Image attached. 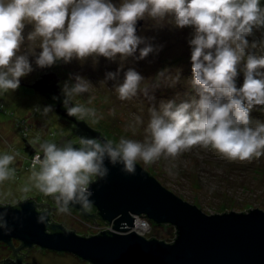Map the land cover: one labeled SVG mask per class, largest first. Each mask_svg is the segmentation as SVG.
<instances>
[{
	"label": "clouds",
	"instance_id": "9594fccd",
	"mask_svg": "<svg viewBox=\"0 0 264 264\" xmlns=\"http://www.w3.org/2000/svg\"><path fill=\"white\" fill-rule=\"evenodd\" d=\"M145 13L153 19L171 16L175 27L194 29L189 40L190 81L196 96L180 103L161 101L159 109L153 105L143 142L121 137L116 143L82 136L79 147L71 141L59 146L47 140L39 143L32 158L31 187H23V192L35 188L53 197L60 212L68 213L70 204L90 207L93 177L106 179L109 174L105 161L134 174L138 160L152 164L162 155L175 158L194 146H211L229 160L264 156V123L256 121L253 127L250 118L255 106L264 105V55L246 53L258 47L257 41L250 43L247 37L254 29L264 28L260 0H122L119 7L112 0H0V91L20 87L21 78L34 70L32 55L41 69L89 57L114 61L119 56L123 61L135 56L138 49L136 59L143 60L156 51L137 35V21ZM26 23L34 26L27 40H41L39 54L31 47L21 54ZM141 44L145 46L140 48ZM238 69L244 73L241 87L236 83ZM118 76L119 70L106 74V80L117 81L113 87L119 99L136 96L144 77L133 68L124 73L122 82ZM74 81L62 86L67 115L95 118L93 108L73 99L87 93L91 82L80 75ZM50 111L47 106L42 114L47 116ZM136 121L140 123V117ZM14 159L11 154L0 155V182L14 176L15 169L9 167ZM7 215L0 211V230L8 228ZM44 220L43 215L38 217V222Z\"/></svg>",
	"mask_w": 264,
	"mask_h": 264
},
{
	"label": "rangeland",
	"instance_id": "374dc122",
	"mask_svg": "<svg viewBox=\"0 0 264 264\" xmlns=\"http://www.w3.org/2000/svg\"><path fill=\"white\" fill-rule=\"evenodd\" d=\"M112 3L119 7L122 0H112ZM260 3L264 7V0H260ZM142 20L144 23L139 28L137 35L156 49L143 60L136 59L139 56L138 49L135 56L125 58L123 61L119 56L114 61L100 56L89 57L84 61L73 59L67 64L59 61L52 66L59 75L61 91L65 82H75L76 75L91 82L89 91L74 97V103L93 108L96 117H84L87 125L100 130L107 139L116 143L121 137L144 141L145 129L150 120V109L153 105L159 109L161 101L175 100L176 103H180L184 101L183 98L190 101L196 96L190 81L192 64L189 40L192 38L194 29L192 27L183 29L175 27L174 19L171 16L153 19L145 13ZM33 29V24H25L23 30L25 41L21 46V54H24L29 47L36 54L42 51L39 48L40 38L35 41L27 40L28 34ZM247 39L250 43L257 41L258 47L256 49L249 48L246 53L251 51L257 56L264 55V45L259 44L260 40L264 41V28L254 29L253 35ZM144 46L141 44L139 47ZM29 59L33 69L37 68L35 56H29ZM242 66L243 61L240 67L242 68ZM129 68L139 72L144 80L141 82L136 96L128 100H120L113 87L117 81L106 80V74L119 70L117 79L122 82L124 73ZM162 71H165L164 74L158 75ZM238 72L241 79H236V83L237 87H241L244 73L239 69ZM31 78L33 77L31 76ZM102 81L105 82L101 83ZM145 90H147V95H145ZM93 97L92 103L89 104L88 100ZM0 102L5 103L6 107L13 111L12 114H9L10 112L5 113L0 110V154L7 153L25 160L26 142H29L32 148H38L39 143L45 140L58 144L59 139L62 138L61 135L67 134V127L56 121L53 111H50L47 116L42 114L43 109L47 106L40 96L33 94L25 87L20 86L17 90L8 93L0 91ZM37 108L40 110L37 111ZM136 117H140V123H137ZM250 118L253 127H255L256 121L264 123V105L255 106L250 112ZM51 130L56 131L57 134L51 135ZM137 162L165 188L183 200L195 204L206 214L222 213L226 209L239 212L250 207H258L264 211V156L259 159L253 157L251 160L245 161L229 160L212 149L211 146L207 149L194 146L190 150L181 152L175 158L168 157L166 159L162 155L152 164H145L142 160ZM9 167L11 168L10 165ZM13 168L15 169L14 176L0 182L1 203H15L30 197L37 203H48L49 206L55 207L53 218L79 235L90 236L111 229L107 222L86 218L80 213V210L68 213L60 212L51 196H45L35 188H31L27 193L23 192V187H31L32 169L26 168V164L21 168L17 166H13ZM93 179L95 180V177ZM86 211L93 213L95 209L90 208ZM139 218L145 228L137 231L133 227L131 230L137 231L146 238L155 236V238L161 239L163 236H175L174 225L152 224L143 216ZM25 254V260L30 264H90L73 253L41 251L38 246L30 251H25ZM11 256L9 248L0 245V259Z\"/></svg>",
	"mask_w": 264,
	"mask_h": 264
},
{
	"label": "water",
	"instance_id": "95a60500",
	"mask_svg": "<svg viewBox=\"0 0 264 264\" xmlns=\"http://www.w3.org/2000/svg\"><path fill=\"white\" fill-rule=\"evenodd\" d=\"M143 23L142 19L137 21V32ZM58 112L65 114L60 109ZM67 117L92 138L107 139L84 120L77 122L75 117ZM25 151L29 155L34 152L29 142ZM105 163L109 169L107 178L96 177L89 186L93 192L91 205L97 208L103 221L113 223L114 229L125 233L106 229L82 236L63 225H53L55 232L49 233V212L39 211L36 203L26 198L17 207L0 205V211L8 213V228L0 230V240L15 237L27 246L36 244L73 253L91 264H264L262 209L250 207L239 212L226 209L225 213L209 215L165 188L138 162L134 174L122 172L120 165ZM69 207L86 214L79 203ZM40 215L45 217L43 223L38 222ZM143 215L157 224L174 225L178 231L176 239L168 243L146 238L135 230L128 232Z\"/></svg>",
	"mask_w": 264,
	"mask_h": 264
},
{
	"label": "flooded vegetation",
	"instance_id": "af4514ba",
	"mask_svg": "<svg viewBox=\"0 0 264 264\" xmlns=\"http://www.w3.org/2000/svg\"><path fill=\"white\" fill-rule=\"evenodd\" d=\"M31 76L33 78H31ZM59 79H60L59 75L53 69V67L44 68V69L37 67V68H34V70L30 74L21 78L20 86L25 87L26 89H28L33 94L40 96L42 101L44 102V104L46 106H51L52 111L55 114L56 121L59 124L67 127V130H68L67 134L64 137H62V139H60V141L58 142L57 145L59 146V145H62L66 141H71V142H73V144L76 147L77 146L79 147L78 141H79L80 137H82V136H87L90 138H92V137L90 135L86 134V131L82 130L80 128V126H77V123L75 121H73L69 117H67L66 109L63 106L64 96H63L62 91H61ZM0 105H3V108L0 109L1 111H4L5 113L10 112L9 114L13 113V111H10L6 107L5 103L0 102ZM58 109L63 111L65 114H60L58 112ZM75 118H76L77 122L82 121V120H84L86 122V120L84 118L83 119L78 118V117H75ZM50 134L54 135L57 133H56V131L51 130ZM33 150H34L33 154L29 155L24 149V158H25L26 166L29 163V158L33 157L35 155V153L37 151H39V147L38 148L34 147ZM17 152H19V151H17ZM2 154H5V153H2ZM2 154H0V155H2ZM41 155H42V153H41ZM19 160H21V159L19 158ZM10 166H11V168H13L12 164ZM30 169H32V168H30ZM27 199L33 200L36 203L37 209L39 211L49 212L50 219H49V224H48V228H47V231L49 233L55 232V230L52 229L53 225H62V224L58 223L53 218L55 215L54 214V209H55L54 207L47 206V205L42 204V203L41 204L37 203L34 199H31V198H27ZM24 200H26V199L19 200L15 203H0V205H11L13 207H17ZM52 200H53L54 204H57L56 201L54 200V198H52ZM90 208H94L95 212H94V214L89 216V214L87 213L86 210H88ZM74 210H79V209H73V208L69 207V211H74ZM85 211H86L85 212L86 214H84V212H82V211H80V212L89 219H92V220L98 219V217H95L98 210L94 205H90V207L85 209ZM99 220H102V219H99ZM0 245L7 246L10 250L11 255H12L11 257H8V259H0V264H29L25 260V257H26L25 251H30L33 248H35L36 246H38V248H40L41 251L51 250V249L42 248L36 244L31 245V246H27V245H25V243L22 240L15 238V237H11V239L8 241L0 240ZM51 251H55V250H51ZM56 252H59V251H56ZM61 253H65V252H61Z\"/></svg>",
	"mask_w": 264,
	"mask_h": 264
},
{
	"label": "trees",
	"instance_id": "16d2710c",
	"mask_svg": "<svg viewBox=\"0 0 264 264\" xmlns=\"http://www.w3.org/2000/svg\"><path fill=\"white\" fill-rule=\"evenodd\" d=\"M257 36V35H256ZM261 41V40H260ZM240 76L241 75H239L238 74V77H237V79L239 80V79H241L240 78ZM183 100L185 101V100H189V99H186V98H183ZM258 119V118H257ZM254 122H255V119H254ZM251 209H248V211H250ZM225 213V212H224ZM95 217H98V219H101V217L99 216V214H98V212H97V214L95 215ZM143 217H145L150 223H152V224H157L156 222H154V221H152V220H150V219H148L146 216H144L143 215ZM177 228L175 227V236L174 237H168V236H163V238H157V239H159V240H163V241H165V242H168V243H172L175 239H176V237H177ZM82 236H86L85 234H82ZM153 238H155V236H151L149 239H153ZM91 264V263H90Z\"/></svg>",
	"mask_w": 264,
	"mask_h": 264
},
{
	"label": "bare ground",
	"instance_id": "6f19581e",
	"mask_svg": "<svg viewBox=\"0 0 264 264\" xmlns=\"http://www.w3.org/2000/svg\"><path fill=\"white\" fill-rule=\"evenodd\" d=\"M140 219V218H139ZM139 219H137V221H136V225H135V227H134V229L135 230H142L143 228H145V225L142 223V221H140ZM108 224V223H107ZM110 227H111V229H110V231H113V229H114V227H112V225H113V223H109L108 224ZM130 231H132L131 230V228L130 229H128V232H130ZM115 232H121V233H123L124 231H120V230H116L115 229ZM125 233V232H124Z\"/></svg>",
	"mask_w": 264,
	"mask_h": 264
},
{
	"label": "crops",
	"instance_id": "0c3cea01",
	"mask_svg": "<svg viewBox=\"0 0 264 264\" xmlns=\"http://www.w3.org/2000/svg\"><path fill=\"white\" fill-rule=\"evenodd\" d=\"M15 157V159H14V161H13V163H12V166H17V167H22V165H24L25 164V160L21 157H19V156H14ZM19 158L21 159V160H19ZM22 161V162H21Z\"/></svg>",
	"mask_w": 264,
	"mask_h": 264
},
{
	"label": "built area",
	"instance_id": "2783aa9c",
	"mask_svg": "<svg viewBox=\"0 0 264 264\" xmlns=\"http://www.w3.org/2000/svg\"><path fill=\"white\" fill-rule=\"evenodd\" d=\"M3 108V105H0V109H2ZM32 158L33 157H31V158H29V163H28V165L26 166V168H32ZM39 166H37V168H38ZM95 179H96V177H95ZM94 181V179L92 180V182ZM90 186V185H89ZM109 224V223H108Z\"/></svg>",
	"mask_w": 264,
	"mask_h": 264
}]
</instances>
